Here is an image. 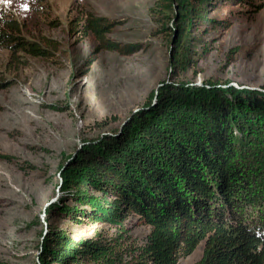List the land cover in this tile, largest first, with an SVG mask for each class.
<instances>
[{"label": "rangeland", "instance_id": "rangeland-1", "mask_svg": "<svg viewBox=\"0 0 264 264\" xmlns=\"http://www.w3.org/2000/svg\"><path fill=\"white\" fill-rule=\"evenodd\" d=\"M249 1L263 4L188 0L189 7L199 9L185 44L192 53L185 67L172 69L179 6L171 8L167 0H0V18L16 21L23 38L60 46L52 50V60L23 55L12 60L0 48V82L10 83L0 91V154L6 158L0 160V264H41L48 231L75 240L95 239L98 233L117 237L114 224L84 226L72 218L86 217L82 213L91 209L111 219L124 210L122 203L93 189L80 192L91 197L85 202L63 190V173L85 145L95 147L122 131L133 113L156 104L161 89L233 87L264 93V10L256 14ZM86 11L118 22L110 38L139 44L142 51L131 57L101 53L87 70L96 44L70 33L71 21ZM106 121L109 127L99 131L97 125ZM255 122L256 135L246 140L236 163L250 184L246 218L263 229L264 134ZM115 224L123 225L128 246L149 243L150 229L138 217H115ZM204 248L202 242L179 264H196Z\"/></svg>", "mask_w": 264, "mask_h": 264}, {"label": "trees", "instance_id": "trees-1", "mask_svg": "<svg viewBox=\"0 0 264 264\" xmlns=\"http://www.w3.org/2000/svg\"><path fill=\"white\" fill-rule=\"evenodd\" d=\"M167 2L171 8L179 6L171 68L185 67L192 53L185 44L199 9L189 7L188 0ZM262 3L247 5L257 14L264 10ZM118 25L88 11L71 21L70 33L91 37L96 44L85 63L87 70L101 53L131 57L142 51L139 44L110 38ZM52 27L59 24L53 22ZM43 43L23 38L16 21L0 18V48L9 51L12 60L21 55L52 60L58 42ZM8 87L10 83L0 82V91ZM160 93L157 103L146 112L133 113L122 131L111 132L93 148L85 145L63 173V190L85 202L91 197L80 192L93 189L122 203L124 210L111 219L91 209L82 213L86 217L72 218L84 226L114 224L117 237L98 233L95 239L75 240L62 231H48L40 249L41 264H179L202 242L203 256L196 264H264V228L246 218L250 184L236 163L246 140L256 135L254 119V127L257 124L256 130L264 134V93L181 86ZM109 125L106 121L97 128ZM1 159L6 158L0 154ZM130 216L150 229L147 245H127L124 227L116 226L115 217Z\"/></svg>", "mask_w": 264, "mask_h": 264}, {"label": "snow or ice", "instance_id": "snow-or-ice-1", "mask_svg": "<svg viewBox=\"0 0 264 264\" xmlns=\"http://www.w3.org/2000/svg\"><path fill=\"white\" fill-rule=\"evenodd\" d=\"M4 2H5V3H7V2H8V0H4Z\"/></svg>", "mask_w": 264, "mask_h": 264}]
</instances>
